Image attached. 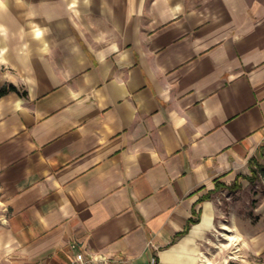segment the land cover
I'll return each mask as SVG.
<instances>
[{"label": "crops", "instance_id": "obj_1", "mask_svg": "<svg viewBox=\"0 0 264 264\" xmlns=\"http://www.w3.org/2000/svg\"><path fill=\"white\" fill-rule=\"evenodd\" d=\"M1 89L0 264H200L264 148V0H0Z\"/></svg>", "mask_w": 264, "mask_h": 264}, {"label": "rangeland", "instance_id": "obj_2", "mask_svg": "<svg viewBox=\"0 0 264 264\" xmlns=\"http://www.w3.org/2000/svg\"><path fill=\"white\" fill-rule=\"evenodd\" d=\"M256 166L257 173L246 183L245 195L233 199L223 197L224 213L219 217L222 222L216 223L201 245L200 264H264V252H252L234 223L238 216L242 218L245 215L253 222H263L264 225V148ZM233 200L237 204L234 206L233 203L234 208Z\"/></svg>", "mask_w": 264, "mask_h": 264}, {"label": "trees", "instance_id": "obj_3", "mask_svg": "<svg viewBox=\"0 0 264 264\" xmlns=\"http://www.w3.org/2000/svg\"><path fill=\"white\" fill-rule=\"evenodd\" d=\"M10 89H14V86H10ZM7 91V89H1L0 90V94H3L4 92H6ZM254 162L256 163V165L258 164V161H254V159H251L250 160V166H251V176H250V181H251V179H252V175L253 174H255V173H257V170H256V168H257V166L255 165V167H253V164H254ZM263 169V168H262ZM196 219L195 218H189V220H188V224L186 225V228L184 229V231L187 229V227L189 226V224L191 223V222H194Z\"/></svg>", "mask_w": 264, "mask_h": 264}, {"label": "built area", "instance_id": "obj_4", "mask_svg": "<svg viewBox=\"0 0 264 264\" xmlns=\"http://www.w3.org/2000/svg\"><path fill=\"white\" fill-rule=\"evenodd\" d=\"M87 262V258H85L82 254H77L75 259L70 264H87Z\"/></svg>", "mask_w": 264, "mask_h": 264}]
</instances>
